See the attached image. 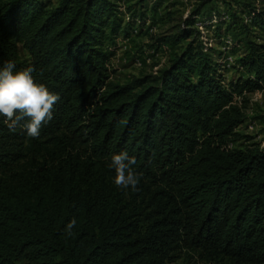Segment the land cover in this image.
<instances>
[{
  "label": "trees",
  "instance_id": "trees-1",
  "mask_svg": "<svg viewBox=\"0 0 264 264\" xmlns=\"http://www.w3.org/2000/svg\"><path fill=\"white\" fill-rule=\"evenodd\" d=\"M148 1L0 0V67L31 66L60 97L39 137L0 117V264H171L190 252L264 264V148L232 145L248 118L235 97L264 90V7L223 0L199 24L245 36L237 79L194 17L160 38L181 46L168 65L118 84L117 39L143 24ZM122 150L142 173L138 191L113 182Z\"/></svg>",
  "mask_w": 264,
  "mask_h": 264
},
{
  "label": "rangeland",
  "instance_id": "rangeland-1",
  "mask_svg": "<svg viewBox=\"0 0 264 264\" xmlns=\"http://www.w3.org/2000/svg\"><path fill=\"white\" fill-rule=\"evenodd\" d=\"M135 0H118L121 9L125 11L126 5L134 3ZM150 0L145 4L143 10L147 13L143 24L136 21L134 34L130 38L119 37L117 39L116 55L109 63L111 81L118 84H126L134 77L142 74H155L170 60V55L179 50L181 46H162L159 48L160 38L179 32L184 21L196 17V27L202 29V38L212 48L214 57L222 65V73L227 80L237 79L244 73L239 65L238 58L245 51L244 43L239 44L240 39L245 38L235 30L222 29L219 36L213 30H205L202 23L204 17L214 15L215 11H225L223 0ZM254 3L260 9L264 7V0H232ZM200 10V16L196 14ZM245 17V15H244ZM228 18V17H227ZM259 41L264 40V33L258 32ZM186 42H181L184 45ZM21 55L27 53L21 48ZM245 97L246 113L248 118L240 130L246 138L232 143V145L244 146L248 142H256L264 148V121L259 118L264 115V90L245 92L243 96H236L235 100L242 104ZM171 264H233L225 259L220 262L211 261L204 255L190 252Z\"/></svg>",
  "mask_w": 264,
  "mask_h": 264
},
{
  "label": "clouds",
  "instance_id": "clouds-1",
  "mask_svg": "<svg viewBox=\"0 0 264 264\" xmlns=\"http://www.w3.org/2000/svg\"><path fill=\"white\" fill-rule=\"evenodd\" d=\"M14 68L12 62L0 67V117L6 118L3 122L10 130L21 127L29 137H39L42 126L52 119L53 107L60 97L50 92L43 83L35 82L33 67L18 71ZM136 163V158L130 156L127 150L112 155L108 167L115 172L113 182L118 188L139 190L142 173L133 167ZM75 224L73 218L67 225L69 234Z\"/></svg>",
  "mask_w": 264,
  "mask_h": 264
}]
</instances>
